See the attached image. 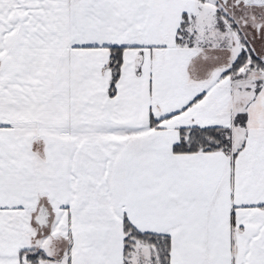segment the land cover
Listing matches in <instances>:
<instances>
[{"label": "snow or ice", "instance_id": "6c2138e0", "mask_svg": "<svg viewBox=\"0 0 264 264\" xmlns=\"http://www.w3.org/2000/svg\"><path fill=\"white\" fill-rule=\"evenodd\" d=\"M0 264H264V0H0Z\"/></svg>", "mask_w": 264, "mask_h": 264}]
</instances>
